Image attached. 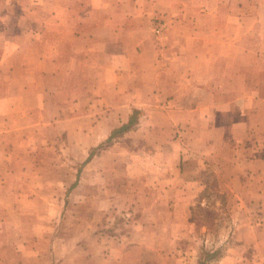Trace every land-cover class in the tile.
Instances as JSON below:
<instances>
[{
  "label": "rangeland",
  "instance_id": "1",
  "mask_svg": "<svg viewBox=\"0 0 264 264\" xmlns=\"http://www.w3.org/2000/svg\"><path fill=\"white\" fill-rule=\"evenodd\" d=\"M16 1L0 0V50L36 51L44 29L27 34ZM241 4L242 18L250 11L264 24V0ZM148 27L160 56L164 15ZM65 72V89L56 88L59 76L44 79L54 87L42 108L34 92L32 116L1 157L0 264H197L214 250L219 256L207 264L260 263L264 208L239 185L252 171L236 168L238 143L216 126L166 114L159 106L170 95L146 96L122 121L117 109L126 107H114L116 98L97 102L88 84L76 97L72 68ZM191 206L211 225L190 221Z\"/></svg>",
  "mask_w": 264,
  "mask_h": 264
},
{
  "label": "crops",
  "instance_id": "2",
  "mask_svg": "<svg viewBox=\"0 0 264 264\" xmlns=\"http://www.w3.org/2000/svg\"><path fill=\"white\" fill-rule=\"evenodd\" d=\"M16 3L23 4L27 34L34 36L42 27L44 42L35 39L36 51L17 50L16 44L9 52L0 50V160L9 153V135L32 116L34 92L42 108L44 93L54 87L44 79L59 76L56 88L65 89L67 66L72 68L76 97L82 84L105 105L112 95L117 99L114 107H126L117 109L122 121L132 108L145 107L146 96L170 95L167 104L159 106L166 114L217 127L238 143L242 163L236 168L252 171L239 185L252 188L254 205L264 208V53L257 48L258 39L264 41V31L257 29L264 24L250 11L242 18L246 9L241 0ZM159 13L167 26L165 45L163 39L157 45L160 56L148 29ZM246 142L250 153L243 149ZM242 198L237 196L238 203ZM262 228L264 233V223Z\"/></svg>",
  "mask_w": 264,
  "mask_h": 264
},
{
  "label": "trees",
  "instance_id": "3",
  "mask_svg": "<svg viewBox=\"0 0 264 264\" xmlns=\"http://www.w3.org/2000/svg\"><path fill=\"white\" fill-rule=\"evenodd\" d=\"M126 126H123L122 129L126 128ZM197 208H200L201 202L198 201L196 204ZM191 215H190V221H193L196 223V226H205L208 227V225H211L209 223H205V220L200 221L201 213L195 209V206H191ZM204 218V217H203ZM205 219V218H204ZM218 252L217 251H206L203 254L200 253V259L198 260L197 264H207L211 262H215L218 258ZM207 262V263H206Z\"/></svg>",
  "mask_w": 264,
  "mask_h": 264
},
{
  "label": "built area",
  "instance_id": "4",
  "mask_svg": "<svg viewBox=\"0 0 264 264\" xmlns=\"http://www.w3.org/2000/svg\"><path fill=\"white\" fill-rule=\"evenodd\" d=\"M157 27H156V29H155V32H156V34L158 35V36H161V34H162V25H160V24H158V25H156ZM259 264H264V258H262L261 260H260V263Z\"/></svg>",
  "mask_w": 264,
  "mask_h": 264
}]
</instances>
